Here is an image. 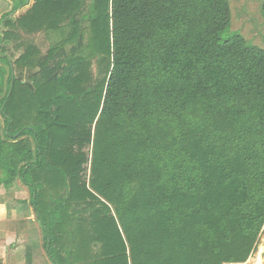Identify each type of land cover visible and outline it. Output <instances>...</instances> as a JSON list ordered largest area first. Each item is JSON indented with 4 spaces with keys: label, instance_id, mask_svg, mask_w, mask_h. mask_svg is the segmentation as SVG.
Segmentation results:
<instances>
[{
    "label": "trees",
    "instance_id": "trees-1",
    "mask_svg": "<svg viewBox=\"0 0 264 264\" xmlns=\"http://www.w3.org/2000/svg\"><path fill=\"white\" fill-rule=\"evenodd\" d=\"M26 1L0 19V186L27 188L49 262L245 264L264 48L229 0Z\"/></svg>",
    "mask_w": 264,
    "mask_h": 264
},
{
    "label": "rangeland",
    "instance_id": "rangeland-1",
    "mask_svg": "<svg viewBox=\"0 0 264 264\" xmlns=\"http://www.w3.org/2000/svg\"><path fill=\"white\" fill-rule=\"evenodd\" d=\"M229 4L231 11L230 30L232 32L239 33L251 44L260 48H264V20L260 13L261 0H229ZM33 40L44 53L49 43L46 42L42 36H36ZM7 49L8 55L14 56L17 54L14 47H11L10 44H8ZM29 198L30 197L27 188L18 180H16L9 188L0 186V202L7 203L12 201L15 206L12 209L6 207V219L0 220V237H5L9 234L11 241L8 242L12 243L10 244L12 246L11 249H15L18 246L17 244H20L19 239L22 237L24 232L29 233V228L27 229V225L24 224V221L22 220V216L27 209L25 208V205L29 203ZM21 222L23 224H21ZM31 230H34V240H31V238L30 240L34 241V246L40 248L42 244V235L38 222H36ZM15 236H17L16 239ZM5 241L6 239L0 242V245ZM29 244V242H24L21 246L30 247ZM0 248V254L5 252L4 248L6 249V253L12 252V250L9 251L8 247L2 248L0 246ZM24 249L26 250V248ZM17 253L18 254L13 256L11 261L8 262H3V259L0 258V264H25L26 252L20 250V252L18 251ZM245 264H264V235L259 237V241L254 252Z\"/></svg>",
    "mask_w": 264,
    "mask_h": 264
},
{
    "label": "crops",
    "instance_id": "crops-1",
    "mask_svg": "<svg viewBox=\"0 0 264 264\" xmlns=\"http://www.w3.org/2000/svg\"><path fill=\"white\" fill-rule=\"evenodd\" d=\"M16 2H18V0H0V19H1V17L3 15H5L6 13H8V12H10L12 10V8L15 5ZM31 5H32V0H27L26 4L22 8H20V9H18L16 11V14L18 12L21 13V14L24 13L25 11H27L31 7ZM36 36H42L43 37L42 34H37V35H35L33 37L31 36V40L34 41L33 39ZM24 39L29 40L30 37H27V36L25 37L24 36ZM43 39H44V37H43ZM9 43H16V42L12 40ZM34 43H36V42L34 41ZM12 45L13 44H11V46ZM6 207L12 209L15 206H14V203L12 201L7 202V203L0 202V220L6 219V212H7L6 209H5ZM2 208H3V211H2ZM25 208H27V209L25 210V212H24V214L22 216V220L24 221V224L27 225V229L29 228V230H28L29 233L28 232H24L22 237L19 239L20 240V244H17L18 246L15 249H11L12 246L10 244H12V243L8 242V241H11L9 234L7 236H5V237L1 236L0 237V242L4 241L5 239H6V241L4 243H2L0 246L2 248L3 247H8L9 251L12 250V252H7L6 253V249L4 248L5 252H3V254H0V258L3 259V262L11 261V258L13 256H15L16 254H18L17 252L18 251L20 252V250H21L23 252L24 251L26 252L25 253V259H26L25 264H51L49 262V260L47 259V257H46V254H45V251H44V249L42 247V244H41L40 248H37L36 246H34V241H31V240H34V238H33L34 237V230H31V228H33V226L36 224L37 221H36V218H35L33 207L30 204V201H29V203H27L25 205ZM21 224H23V223L21 222ZM16 238H17V236H15V239ZM30 238H31V240H30ZM24 242L25 243L29 242L30 243L29 244L30 247L27 246V247H29V248H27V247L21 246V245H23ZM24 248H26L27 251Z\"/></svg>",
    "mask_w": 264,
    "mask_h": 264
},
{
    "label": "bare ground",
    "instance_id": "bare-ground-1",
    "mask_svg": "<svg viewBox=\"0 0 264 264\" xmlns=\"http://www.w3.org/2000/svg\"><path fill=\"white\" fill-rule=\"evenodd\" d=\"M262 247V246H261ZM262 251V250H261ZM260 256V255H259Z\"/></svg>",
    "mask_w": 264,
    "mask_h": 264
}]
</instances>
